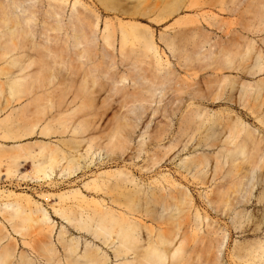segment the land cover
Returning a JSON list of instances; mask_svg holds the SVG:
<instances>
[{
    "label": "rangeland",
    "instance_id": "1",
    "mask_svg": "<svg viewBox=\"0 0 264 264\" xmlns=\"http://www.w3.org/2000/svg\"><path fill=\"white\" fill-rule=\"evenodd\" d=\"M9 1L0 0V3L8 4ZM156 1L66 0L62 3V18H67L75 2L78 10L85 16L98 21L96 34L100 51L103 49L101 35L105 22H112L118 41L116 49L108 48L111 54L110 58L105 59L108 64L113 57L116 61L120 57L119 40L124 23H128V26L135 25L149 35L153 34L159 52H164L163 58L166 55L171 61L176 59L172 56L167 42L172 40L181 47L185 43H192L196 34V37L203 40L198 42L203 46L201 54L195 59V67L187 71L182 68L176 73L177 79L184 84V93L174 92L170 87L173 82H170L160 86L163 91H157L155 101L140 104L132 94L133 88L128 85V81L112 85L111 72L118 68L117 64L112 71H107V67L102 66L100 72L96 73L98 82L95 100L99 107V113L95 117L99 125L97 130L86 132V140L79 142L81 139L73 140L67 133L60 134L59 119L52 121L54 128L48 134L26 140H53L60 147L53 154L52 179L44 180L30 176L33 169L32 159L20 153L14 147L15 142L12 139L2 137L5 131L16 130L18 101L11 100L7 107L0 104V189L20 193L18 201L26 209L35 210L39 203L50 216L46 223L27 220V229L24 232L27 233L26 241L30 244L25 245L19 234H14V240L3 239L1 244L10 242L15 246L16 257H8L7 263L16 261L22 252L31 250L40 258L49 259L51 253L43 247L44 242L49 241L56 244L54 247L57 253H53L64 258L65 250L59 240L60 232L63 231L66 238L79 240V249H85L86 241L91 246L100 247L108 257L105 264H122L125 256L117 257L114 251L119 244L116 232L113 233L114 242L109 239L105 243L104 238L96 237L90 230L96 222L87 216L91 212L90 207L94 206L93 199L100 200L102 206H105L104 210L128 213V208L123 205L124 201L128 202L127 193L137 195L139 192L135 191L136 188L142 187L151 191L156 185L157 190L164 187V191L174 190L175 194L187 192L189 199L184 202L179 200L174 210L164 212L162 209L158 210L156 204L146 206L145 203L147 208L153 209L154 216H169L164 219L153 217V220L148 217V225L156 228L159 221H167L161 224L166 227L170 226L167 223L180 220V234L193 236L194 232H197L198 236L209 239L207 248L199 250L203 253L202 262L198 263L194 258V264H205L204 257L212 254L218 255L219 264L246 263L243 252L249 249L250 243L256 239L253 234V229L257 226L255 220L259 215H264V208L257 203L264 182L260 181L257 170L250 172L249 169L255 153V140L262 137L261 145L264 147V0H197L196 6V0H159L163 3L162 9L154 12ZM57 2L25 1L16 8V13L23 19L29 14L24 6L31 7L35 17L31 24L38 35L53 36V31L47 30L46 25L54 22L52 5ZM169 10H174L173 14L168 15ZM159 13L163 17L158 15ZM161 17L163 20L159 21ZM58 35L63 40L66 38L63 32ZM128 38V46L131 42L138 44L131 34ZM236 52L240 63L238 69L234 67L236 59L232 64L226 60L228 53ZM2 65L0 61V67ZM88 68L90 65L86 64L85 69ZM58 69L59 79L66 82L70 77V70L62 64L58 65ZM103 84H107L105 88ZM238 86L242 90L240 99L239 93H236ZM194 96L202 97L204 102L195 100ZM212 101L214 104H211ZM190 102L195 104L189 106ZM195 106H202L204 109L205 116L196 118L197 121L204 119L203 123L193 132L182 136L181 142L174 140L180 130L182 114L186 111L189 113L191 107ZM125 122L128 126H125L121 133H114L112 140L123 138L125 131H128L126 147L111 150L107 143L114 128ZM235 123H239V127L243 128L236 140H246V147L245 153H238L234 161L228 154V149L233 145L226 141L228 133L222 129L226 126L228 131ZM248 131L249 137L246 135ZM89 143L92 145L90 148ZM79 145L83 149L75 160L70 161L69 153H76ZM193 156L195 159H203L206 166L202 171L189 172L184 169L183 162ZM12 157H16V160L10 163ZM67 166H70V170L62 173L61 169ZM231 169L233 172L228 174L227 170ZM117 171H123L128 176L127 187L112 189V186H109L106 188L108 192L101 191L97 181L110 172ZM249 172L251 183L248 188L251 191L243 197L249 181L244 175ZM241 180L246 184L239 199L235 200L233 209L229 211L231 206L221 205V198L218 197L225 189L224 192L234 198L235 189ZM73 190L81 191L86 199L92 201L78 206L79 194L76 197L71 193L63 194ZM11 199L13 203L16 202L15 198ZM142 206L140 202L139 207ZM136 207L131 210V214L135 212L139 215ZM4 210V206L0 205V224L11 229V222L5 218L9 216V211ZM72 216L76 218L70 221L68 217ZM187 220H192L194 226L188 228ZM13 221L23 224L20 218ZM196 225L199 228L194 230ZM245 228L247 230L244 231ZM52 262L51 260L44 264Z\"/></svg>",
    "mask_w": 264,
    "mask_h": 264
},
{
    "label": "bare ground",
    "instance_id": "2",
    "mask_svg": "<svg viewBox=\"0 0 264 264\" xmlns=\"http://www.w3.org/2000/svg\"><path fill=\"white\" fill-rule=\"evenodd\" d=\"M25 1L35 0H10L8 4L0 3V61L3 64L0 67V104L7 107L11 100L18 101L16 130L5 131L2 137L12 139L15 142L14 147L32 159L31 177L38 180L52 179L54 173L53 154L60 147L53 140L30 142L26 141L27 139L48 134L54 128L52 121L59 119L61 120L60 134L67 133L73 140L81 139L78 140L79 142L86 140L84 138L86 132H93L99 128L95 120L99 113L95 91L98 82L96 73L100 72L102 66H106L107 71H112L117 64L118 68L111 72L112 85L115 86L117 82L125 83L128 81V85H132L133 88L132 94L140 104L155 101L154 97L157 91H163L160 86H164L166 83L173 82L170 87L174 92L179 94L185 92L184 84L179 78L177 79L176 73L182 68L187 71L195 67V59L201 54V47L203 46L202 43H198L203 42V40L201 41L199 37H196V34L193 36L192 43H185L181 47L172 40L167 42L172 56L176 59L171 61L166 55L163 58L164 52H159L153 34L149 35L135 25L129 24L128 26V23H124L125 26L120 32L119 40L120 57L117 61L113 57L111 63L108 64L105 60L111 55L108 48L116 49V41H118L112 22H105L104 32L101 35L103 49L100 51L99 38L96 34L98 21L85 16L82 11L78 10L75 2L66 19L62 18V11L64 10L62 3L66 0H57L58 2L52 5L54 22L47 24L46 29L53 31V36L42 37L38 35L31 24L35 20L34 11L31 7L24 6L29 14L23 19L16 13V8ZM196 5H198L197 0L194 6ZM162 6L163 3L157 0L154 3L155 10L153 11L157 12V10L162 9ZM173 12L174 10H169L168 15L173 14ZM158 15L163 17L160 13ZM162 17L159 21L163 20ZM59 32H63L66 36L64 40L58 35ZM130 34L134 40L138 41V44L131 42L128 46ZM197 47L198 49H196ZM226 60L230 64L235 61L234 67L239 68L237 67L240 64L238 52L236 54L228 53ZM60 64L70 70V77L66 82H62L58 77V65ZM86 64L90 65L88 70L85 69ZM106 85L103 84V87L105 88ZM186 86L188 87V85ZM237 92L240 99L242 95L240 86L237 87ZM194 99L204 102L202 97L194 96ZM194 104V102H190L189 106ZM211 104H214V101ZM204 116L202 106L191 107L189 113L188 111L183 113L180 130L175 135L174 140L181 142L182 136L199 128L204 119L197 121L196 118ZM125 126H128L126 122L115 126L107 143V147L111 146V150L126 147L128 131H125L123 138L116 141L112 140L114 133H121L125 130ZM242 129L239 127V123L232 125L228 131L226 126L222 129L226 134L228 133L226 141L233 145L228 149V154L234 161L237 159L238 153H245L246 140L242 142L236 140ZM54 132L57 131L54 130ZM246 135L249 137L250 132L248 131ZM88 140L92 141L90 138ZM262 141V137L255 140V153L249 169L250 172L257 170L260 181L264 182V147L261 145ZM88 147H92L91 143L88 144ZM81 149L83 148L79 145L76 148V153H69L70 161L75 160ZM16 157L10 158V163L14 162ZM233 165L235 167V164ZM205 166L203 159H195L194 156L183 162L184 169L189 172L192 170L200 172ZM61 170L62 173L66 172V170H70V166ZM10 172L9 166L8 173ZM231 172L233 169L227 170L228 174ZM250 172L244 175L249 181L243 197L248 191H251L248 188L251 183ZM128 180V176L123 171L110 172L107 176L101 177V180L97 181V185L101 191L108 192L106 188L109 186H112V189L127 187ZM130 180L133 181V179ZM245 184L246 182L242 180L238 182L234 198H230L229 193L224 192L225 189H223L218 197V199L221 198L220 204L230 205L229 211H231L235 205V200L237 201L241 196L240 192ZM156 187L158 186L156 185L154 189L150 187L151 191L138 187L135 189L136 192H139L137 195L127 193L128 202L127 200L124 201L123 205L128 208V213L104 210L105 206H102L101 201L93 199L94 206L90 207L91 212L87 216L90 219H95L96 222L92 225L93 229L90 228V230L96 237L104 238L105 243L109 239L114 242L113 233L116 232L119 244L114 251L117 257L125 256L122 264H194L192 261L194 258L198 263H201L203 253L199 250L207 248L209 242V239L205 240V236L200 237L197 232H194L193 236H187L185 233L180 234V220L167 223L170 226L166 227L161 226V224L167 221H159L160 223L156 228L147 224L148 217H151V220L154 219L153 217L156 219L169 217L167 215L154 216L153 209L150 210L146 207L147 205L156 204L158 210L172 211L179 200L184 202L189 199L187 192L175 194L173 193L174 190L164 191V187L157 190ZM68 193L75 197L80 195L78 206L92 201L86 199L79 190L63 192L66 195ZM20 196L21 194L16 191L0 189V198L3 197L0 199V205L4 206V212L9 211V216H5V218L11 222V229L0 224V264H44L51 260L53 261L52 264H105L108 257L105 252L101 251L100 247L91 246L86 241L85 249H79V240L66 238L63 231L60 232L59 240L65 250L64 258L54 254L57 253L54 247L55 243L49 241L44 242L46 247L43 246L45 250L47 248V252L51 253L49 259L40 258L31 250V252H22L16 261L12 260L7 263L8 257H16L15 246L10 242L5 245L1 244L3 239L14 240V234H19L25 245L30 244L26 241L27 233L24 232L27 229V220L45 223L50 220L48 211L39 203L36 202L35 210L26 209L18 201ZM11 197L16 199L15 203L11 201ZM140 202H142V207H139ZM211 202H213L212 199ZM257 203L261 208H264V185L257 197ZM135 206H137L135 210L139 215L135 212L131 214V210ZM15 218H20L23 224L14 222ZM74 218L76 216L68 217L70 221H73ZM248 220L250 223V217ZM255 223L257 226L253 229V234L256 239L250 243V248L243 252L245 264H264V215H259ZM186 225L187 227L194 226V223L192 220H187ZM198 228L199 226L196 225L194 230ZM204 261L205 264H219L217 254L205 256Z\"/></svg>",
    "mask_w": 264,
    "mask_h": 264
}]
</instances>
